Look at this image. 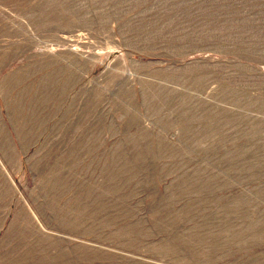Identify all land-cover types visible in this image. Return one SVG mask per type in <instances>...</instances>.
Here are the masks:
<instances>
[{"label":"rangeland","instance_id":"obj_1","mask_svg":"<svg viewBox=\"0 0 264 264\" xmlns=\"http://www.w3.org/2000/svg\"><path fill=\"white\" fill-rule=\"evenodd\" d=\"M0 264H264V0H0Z\"/></svg>","mask_w":264,"mask_h":264}]
</instances>
